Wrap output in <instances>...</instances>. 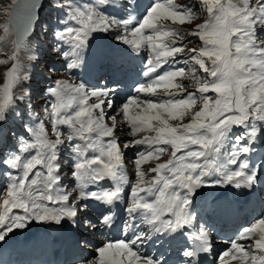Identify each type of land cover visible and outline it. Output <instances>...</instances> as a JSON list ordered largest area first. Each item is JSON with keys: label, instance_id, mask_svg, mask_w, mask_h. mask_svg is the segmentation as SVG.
I'll return each instance as SVG.
<instances>
[{"label": "snow or ice", "instance_id": "6c2138e0", "mask_svg": "<svg viewBox=\"0 0 264 264\" xmlns=\"http://www.w3.org/2000/svg\"><path fill=\"white\" fill-rule=\"evenodd\" d=\"M48 6L61 13L51 35L66 70L80 67L96 34L113 33L133 51H148L145 82L117 105L118 90L107 84L49 76L41 118L24 86L32 76L21 52L45 0L0 7V65H11L0 83V241L31 221L51 222L70 231L81 253L73 264H169L171 242L181 240V264H203L214 239L196 225L194 194L217 185L250 189L264 170L249 155L264 142V0H149L142 10L139 0ZM203 12L206 19L195 23ZM186 23L190 31L176 26ZM195 39L201 46L187 47ZM96 56L103 61L109 53ZM133 148L134 180L124 161ZM117 205L127 215L123 238L97 243L96 233L116 226ZM95 206L103 208L99 215ZM146 244L159 248L150 255ZM233 262L264 264V216L230 238L211 264Z\"/></svg>", "mask_w": 264, "mask_h": 264}, {"label": "bare ground", "instance_id": "6f19581e", "mask_svg": "<svg viewBox=\"0 0 264 264\" xmlns=\"http://www.w3.org/2000/svg\"><path fill=\"white\" fill-rule=\"evenodd\" d=\"M103 45L102 50L111 51L108 52L112 59L115 61L114 68L110 69V79L112 80L114 89L118 90L116 95L117 105L123 103L128 96L125 94L127 88L132 89L136 84V79L129 76V73L126 68V63L132 60L136 61L138 71L144 70V50L140 52L133 51L129 46L125 45L122 48H127L128 52L125 49L110 50L114 48L115 45L110 44L103 38L101 40ZM119 51V52H115ZM148 52V51H147ZM147 55V54H146ZM92 58V57H91ZM97 59V58H93ZM124 63H119L123 62ZM99 68V67H98ZM105 69H97L94 74H91V81H96V78L104 72ZM87 73H90L88 70ZM130 77L133 80L134 85L131 86L128 81L124 80ZM260 148H258V142L255 143L254 149L256 150L249 155L256 154L255 159L251 160L255 165L259 166L262 161H264V142L259 143ZM260 151V152H259ZM136 152V148L125 150L124 161L128 160V156H133ZM252 158V157H250ZM258 160V161H257ZM258 182L250 189L240 188L237 189L231 185H217L214 187H208L207 194L201 199H196L193 197V212L197 216L196 225L199 226L202 223L208 225L212 216L213 225L218 221H227L232 220L235 222L234 218L240 215V208H247L245 214H248L249 220L254 222L258 216L264 212V170H258ZM130 179V173H129ZM105 187H110L111 184L107 181L103 182ZM130 190L126 189V194ZM259 198L260 208L252 211L250 205L257 202ZM120 208V205H117L113 208V211L117 214V210ZM263 208V211H262ZM103 211V208L99 207L98 212ZM207 211H211L210 216L206 215ZM94 214V211H93ZM204 220V222H202ZM239 224L241 223L238 222ZM242 227L237 226L235 234L230 232L226 234H231L234 237ZM15 235H10L6 237L4 241H0V264H26L27 261H30V264L36 262L38 264L40 258L44 261L41 264H56L58 262H72L76 257H78L79 252L72 246V235L68 230L67 226L61 227L51 222H38L33 221L32 224L24 229L15 230ZM214 239L213 253L210 256L202 257V259H207L205 264H211L215 259L217 253L222 252L228 247V241L230 237L222 238L215 236V233H212ZM218 235V234H216ZM32 236V237H31ZM121 231L119 229L114 232L106 231L103 235L96 233L94 239L97 243L104 239H111L112 237L120 239ZM186 242L181 240L180 242L172 241L170 253L168 254L169 264H181L180 256L178 255V249L185 245ZM159 245L155 244H146L142 251L148 254H155ZM164 248H169V243H165ZM163 251L164 249H159ZM6 252V253H5ZM15 261V262H14ZM235 264V262H233Z\"/></svg>", "mask_w": 264, "mask_h": 264}, {"label": "rangeland", "instance_id": "374dc122", "mask_svg": "<svg viewBox=\"0 0 264 264\" xmlns=\"http://www.w3.org/2000/svg\"><path fill=\"white\" fill-rule=\"evenodd\" d=\"M179 2H186V0H179ZM11 3V0H0V7H3V6H6L7 4ZM47 7L48 6V3L46 5ZM206 19V12H203L202 14L199 15L198 19L195 21V23H201L203 22V20ZM5 20V14L3 12H0V22H4ZM178 27H181L183 28L185 31H190L194 25L192 24H188L186 23L185 25H176ZM40 28V26H39ZM0 34H2V32H0ZM102 34H105V33H102ZM100 34V35H102ZM109 34H112V33H109ZM100 35H96L95 38H96V42L99 40V42L101 43V40L104 38L103 36H100ZM113 35V34H112ZM42 41L43 43V46L42 48H34V45L36 47H40L39 44L37 43H40ZM118 42V41H117ZM28 49L27 50H24L21 52V58L24 62V64L26 65L27 67V70L29 72H31V75H32V78L29 82H27L26 85H24L25 87H30V90H31V95H32V100H33V104H36L37 106H35V111L36 112H40L41 113V118H43V113H42V108H43V101L47 98L46 97V89L51 85L52 83V80H49L48 77L51 76L52 79H56V78H61L60 77V74L56 71L55 74L54 72L51 71V64H52V61H49V60H52V57L53 58H56V59H60V57H56L55 55H57L54 51V48H53V45L55 43L52 35H40V36H36L35 38L33 39H29L28 42ZM125 45H122V44H117L114 46V48H111L110 50H118V49H125L126 52H128V49L127 48H122L124 47ZM201 46V42L198 41V39H195L193 41V43H189L187 45V47L189 48H192V47H196V48H199ZM104 48V47H103ZM102 49V48H101ZM104 51L106 52H111V51H107L104 49ZM146 53L144 54V60L147 58L148 56V52L147 50H144ZM33 52L36 53V55L38 56V59L35 60V61H29L27 59V56L28 55H32ZM115 52H119V51H115ZM47 54H49V56H47ZM147 54V55H146ZM45 56H47L46 58L48 59H45ZM92 57V58H91ZM0 58H3L2 56H0ZM88 58L91 59V62L90 64L88 65H81L82 68L86 71H97L98 68V59L95 60L93 58V55H88ZM61 61V60H60ZM35 65V66H33ZM55 67H56V63L54 64ZM11 65H0V83H3V73L4 71L6 70V68L10 67ZM187 70V69H186ZM59 71L61 72V74L65 77V73H64V70H63V65L61 64L60 68H59ZM198 75H202V73H197ZM47 81V84H44L43 81ZM68 80V79H67ZM72 82H76V80L72 81ZM80 81H77V83H79ZM185 83V86L188 87L189 85V81H184ZM44 84V85H43ZM35 88H40V91L39 92H32V89H35ZM17 91H19V89H17ZM122 119L121 117H118V121ZM186 122V121H185ZM125 128H127V125H125ZM64 131H66V129H64ZM131 138V137H129ZM135 138H139V136L135 137ZM258 142V148L259 149H262L263 146L260 148L259 146V143L262 144L263 142H259V140L257 141ZM138 149H136L137 151ZM256 150V147L255 149L253 148V152ZM260 152V151H259ZM65 155H67L65 153ZM257 153L255 154H252L250 155L251 160L255 159ZM134 156V154H133ZM133 156H128V160L125 161V165L127 167V170L128 172L130 173V176L131 178L134 180V166L132 165L131 161L133 159ZM167 157H162L161 158V161L160 162H163L164 159H166ZM258 161V160H257ZM154 163L155 162H149V164L147 165H144L143 167L147 168V167H151V166H154ZM65 172L68 171L67 168L64 169ZM2 179V178H0ZM64 183H68L67 180L64 181ZM210 187H214V186H210ZM259 199H257V202H256V205L259 203L258 202ZM209 213V212H207ZM247 216V215H246ZM248 219V218H247ZM202 222H204V220H202ZM33 221L29 222V224H32ZM253 223V221L251 222ZM250 223V224H251ZM249 223L245 224L246 226L248 225ZM249 224V225H250ZM205 226V225H203ZM16 232L15 230L10 233V235H15ZM9 236V235H8ZM6 253V252H5ZM40 262L38 264H41V262H43L44 260L40 258L39 260ZM26 264H30V261H27ZM33 264H36V262H33Z\"/></svg>", "mask_w": 264, "mask_h": 264}, {"label": "water", "instance_id": "95a60500", "mask_svg": "<svg viewBox=\"0 0 264 264\" xmlns=\"http://www.w3.org/2000/svg\"><path fill=\"white\" fill-rule=\"evenodd\" d=\"M41 13V12H40ZM206 188L202 187L197 190V192L194 194L196 197H203L205 195Z\"/></svg>", "mask_w": 264, "mask_h": 264}]
</instances>
